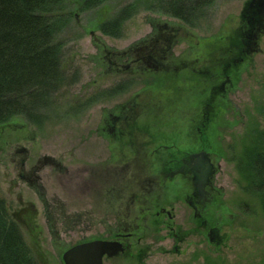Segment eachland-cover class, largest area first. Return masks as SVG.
Masks as SVG:
<instances>
[{"label":"rangeland","instance_id":"374dc122","mask_svg":"<svg viewBox=\"0 0 264 264\" xmlns=\"http://www.w3.org/2000/svg\"><path fill=\"white\" fill-rule=\"evenodd\" d=\"M86 1L65 0L49 12L59 18L55 26L61 30L56 41L61 45L64 77L56 90L57 99L84 104L68 116L48 110L44 124L38 126L22 116L0 126V198L38 264H65L63 256L69 248L109 230L111 234L130 231V241L135 244V257L114 259V264H264V210L257 198L245 191L231 153L248 134L256 138L264 135V29L256 52L244 62L232 63L228 70L231 82L224 94L211 90L217 81L214 77L209 78L206 90L203 78L195 74L184 75L180 81L161 74L150 84V91L162 101L150 131L157 145L173 144L182 152L199 150L200 133L181 127L189 124L192 114H202L206 105L204 111L213 112L206 148L217 153L218 168L215 202L210 204L206 227L198 225L190 214L184 195L177 193L176 180L154 195L141 189L132 161L134 148L110 142L99 125L109 108L125 99L124 91L107 96L108 89L118 81L122 84L126 74L107 73L103 45L125 49L151 31L150 27L167 21L189 32L175 43L177 51L184 52L181 57L193 50L194 57L206 53L210 64L219 63L226 57L227 45L241 39L240 26L244 28L250 0H106L94 7H88ZM182 4L196 8L188 22L170 13L169 6ZM120 9L126 15L120 18V12L118 31L109 37L101 32L102 25ZM129 84L123 82L126 88ZM140 89L142 86L129 91ZM86 103H90L87 110ZM21 148L29 153L16 154ZM125 162L130 168L124 178L116 177V170L121 171ZM154 172V168H146L144 174L152 177ZM135 190L145 203L132 204ZM23 204L34 215L31 222L17 212ZM161 205L171 210L173 218L161 212ZM138 221L141 226L126 230L124 223ZM213 225L219 229L221 245L208 239Z\"/></svg>","mask_w":264,"mask_h":264},{"label":"flooded vegetation","instance_id":"af4514ba","mask_svg":"<svg viewBox=\"0 0 264 264\" xmlns=\"http://www.w3.org/2000/svg\"><path fill=\"white\" fill-rule=\"evenodd\" d=\"M255 12H257V15L251 18L250 16L245 17V20H243L244 28L241 29L242 27L240 26V41H232L227 45L228 48L224 51L226 57L221 59L219 63L212 61L210 64L209 59L205 57L207 55L205 53L206 50L203 51L205 54L196 55L195 57L193 50H189V53L185 52L186 57H181L184 52L182 50L177 51V44L175 43L181 38L185 39L189 32L181 27L171 25L167 21L158 23L156 28L154 26L150 27L151 31H147L136 43L125 49L119 50L103 45L107 73L126 74L122 84L118 81L110 87V89L119 87L120 92L124 91L125 99L118 103L117 107L109 108L111 111L105 113L104 118H100L99 125L102 126L103 131L108 133L107 139L110 142L117 144L122 142L125 148L131 146L134 148L136 157L132 161L135 162L134 169H136V172L138 171V176L142 181L140 188L144 189L146 193L154 195L157 190L165 189L170 182L176 180L179 183L177 193L184 195V201L189 207L190 214L193 215L194 220L201 227H206L209 223V208L210 204L215 202L216 195L214 181L218 168L217 153L206 148V140L209 142L207 135L210 129L209 123L213 120V112L212 110L211 113L204 111L207 107L206 105V107L201 109L203 110L202 114L201 112H198L196 116L192 114L187 120L189 124L186 123L181 127V130H195L200 133L201 147L199 150L182 152L176 151L173 144L157 145V141L150 131L155 126L152 120L158 115L162 101L157 94L150 91V84L161 74L171 75L172 79L178 81L182 80L180 77L184 75L193 76L195 74L203 78V83H206V90L209 88V78L214 77L217 81L213 84L211 90L224 94L227 90V84L231 82V75L228 70L232 68V63L236 65L237 62H244L258 48L257 41H251L248 44L252 29H258V34L264 29V22L263 26L260 27L259 14L258 11L255 10ZM101 32L113 37L110 33ZM101 43L105 44L104 42ZM210 69L212 73H210ZM123 82L125 86L130 82L129 87L123 86ZM146 83H148L147 86L145 85ZM139 86H142V89L138 92L129 91L130 88L133 90ZM208 106L210 107V103H208ZM87 108L88 106L84 109L87 110ZM211 109L213 108L211 107ZM103 114L101 115L103 116ZM175 148L178 149L176 145ZM16 152L18 155L29 153L26 148L17 149ZM201 153L207 155L202 156ZM195 154H200V156L194 158ZM25 167V162H22L21 169L24 170ZM129 168L130 166L125 162L121 171L116 170V177L123 175L124 178ZM146 168H154L155 175L150 177L144 174L146 173ZM143 169H145L144 172L142 171ZM210 169H213L215 174L213 177L210 176V182H206V178H209L207 174ZM139 171L142 172L139 173ZM20 176L25 177L23 173ZM161 178L164 181H160ZM196 178L202 183L200 188H197L194 184ZM138 192L139 190L132 192V204L145 203V201L141 200ZM172 207L174 208V206ZM160 210L162 213L166 212L169 218H173L171 210H168L167 207L161 205ZM17 212L18 214H23L24 220L32 221L34 215L26 204L21 205ZM139 223L141 221H138V224L124 223V226L128 230L133 226H141ZM211 230H213L212 233ZM110 234L111 230L96 239L118 243L122 250L114 256L105 255V264H114L116 261L114 259L121 261L124 258L127 260L135 257V244L130 241V236L132 235L130 231H117ZM210 235L213 239L212 243L219 245L221 236L217 226L209 227L208 239L211 242ZM183 239V236L179 237L180 242Z\"/></svg>","mask_w":264,"mask_h":264},{"label":"trees","instance_id":"16d2710c","mask_svg":"<svg viewBox=\"0 0 264 264\" xmlns=\"http://www.w3.org/2000/svg\"><path fill=\"white\" fill-rule=\"evenodd\" d=\"M63 1L0 0V126L17 116L38 126L44 124L48 110L68 116L84 104L62 103L56 95L64 77L59 60L61 45L56 41L61 30L55 26L59 18L49 12ZM104 1L87 0L85 4L94 7ZM169 8L173 17L186 22L196 10L186 4ZM123 10L102 25L103 32L118 31V16L120 12V18L126 15ZM258 135L256 138L248 134L241 147L231 153L245 182V191L256 197L264 210V135ZM0 264H38L1 198Z\"/></svg>","mask_w":264,"mask_h":264},{"label":"water","instance_id":"95a60500","mask_svg":"<svg viewBox=\"0 0 264 264\" xmlns=\"http://www.w3.org/2000/svg\"><path fill=\"white\" fill-rule=\"evenodd\" d=\"M255 9L258 11L259 18L263 17L264 22V0H253ZM248 12V10H247ZM261 19V18H260ZM261 26L262 20L259 22ZM202 156H205L207 154L201 153ZM200 154H195L194 158L199 157ZM214 173L213 169H210L207 175H209V178H206V182H209L210 176H212ZM195 186L197 188L201 187V182L198 180V178L195 179ZM213 230H211V233ZM210 240L213 241L211 235ZM120 250H122V247L120 244H116L115 242H109L104 240H91L88 242H83L80 244H77L70 249H68L63 256L65 264H104L103 263V256L105 254H108L109 256L117 254Z\"/></svg>","mask_w":264,"mask_h":264},{"label":"bare ground","instance_id":"6f19581e","mask_svg":"<svg viewBox=\"0 0 264 264\" xmlns=\"http://www.w3.org/2000/svg\"><path fill=\"white\" fill-rule=\"evenodd\" d=\"M255 8L256 7L254 6V1L253 0H250L248 2V9L245 10V17H249L250 16V18H251L254 15H257V12H255V10H252V9H255ZM247 10H248V12H247ZM260 18H261L260 21L262 20V24H263V17H262V15H261ZM260 27H261V24H260ZM257 31H259V30L258 29H252V31H250L251 38L249 39L248 44H250L251 41H254V42L257 41V39L259 38V34L257 33ZM91 33H93V32H91ZM119 92H120L119 87H114V88H112V89H110L108 91V94L107 95L108 96H113V95H115V94H117Z\"/></svg>","mask_w":264,"mask_h":264}]
</instances>
